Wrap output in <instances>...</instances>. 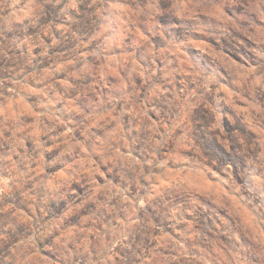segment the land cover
Returning <instances> with one entry per match:
<instances>
[{
    "label": "rangeland",
    "instance_id": "1",
    "mask_svg": "<svg viewBox=\"0 0 264 264\" xmlns=\"http://www.w3.org/2000/svg\"><path fill=\"white\" fill-rule=\"evenodd\" d=\"M0 264H264V0H0Z\"/></svg>",
    "mask_w": 264,
    "mask_h": 264
}]
</instances>
